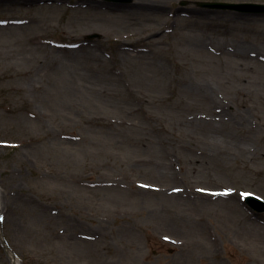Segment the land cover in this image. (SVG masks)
I'll return each instance as SVG.
<instances>
[{
  "label": "rangeland",
  "instance_id": "374dc122",
  "mask_svg": "<svg viewBox=\"0 0 264 264\" xmlns=\"http://www.w3.org/2000/svg\"><path fill=\"white\" fill-rule=\"evenodd\" d=\"M0 0V264H264V14Z\"/></svg>",
  "mask_w": 264,
  "mask_h": 264
},
{
  "label": "water",
  "instance_id": "95a60500",
  "mask_svg": "<svg viewBox=\"0 0 264 264\" xmlns=\"http://www.w3.org/2000/svg\"><path fill=\"white\" fill-rule=\"evenodd\" d=\"M202 5L227 9V10H235L242 13L253 14V15H263L264 14V3H255V2H202ZM245 203L251 209L256 210L257 212L264 211V201L254 195H247L244 199Z\"/></svg>",
  "mask_w": 264,
  "mask_h": 264
},
{
  "label": "bare ground",
  "instance_id": "6f19581e",
  "mask_svg": "<svg viewBox=\"0 0 264 264\" xmlns=\"http://www.w3.org/2000/svg\"><path fill=\"white\" fill-rule=\"evenodd\" d=\"M7 253L9 256V260L11 264H18L19 262L17 261V259L15 258V256L13 254H11L10 250L7 249Z\"/></svg>",
  "mask_w": 264,
  "mask_h": 264
},
{
  "label": "snow or ice",
  "instance_id": "6c2138e0",
  "mask_svg": "<svg viewBox=\"0 0 264 264\" xmlns=\"http://www.w3.org/2000/svg\"><path fill=\"white\" fill-rule=\"evenodd\" d=\"M247 195H250L249 193H243L242 194V198L244 197V196H247Z\"/></svg>",
  "mask_w": 264,
  "mask_h": 264
}]
</instances>
